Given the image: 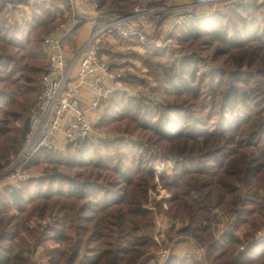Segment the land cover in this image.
<instances>
[{"label":"trees","instance_id":"trees-1","mask_svg":"<svg viewBox=\"0 0 264 264\" xmlns=\"http://www.w3.org/2000/svg\"><path fill=\"white\" fill-rule=\"evenodd\" d=\"M183 3L97 0V10L166 9ZM258 4L264 1L175 22L164 40L180 45L181 57L147 50L154 46L138 36L116 41L133 43L143 53L101 44L99 53L111 70H124L121 82L140 93L130 99L114 92L94 121L99 130L120 123L116 131L123 136L41 149L24 164L22 180L0 188V264H34L35 242L43 245L49 264H139L180 237L198 242L203 256H175L165 264H264V250L256 249L264 228V25L258 22L264 8ZM61 6L72 13L70 0L10 6L0 0V172L25 143L34 106L30 110L25 94L38 96L42 89L48 68L42 41L64 19L56 22ZM24 8L29 19L8 22V14ZM9 47L26 53L17 59ZM200 51L213 59L210 67ZM131 61L142 63L145 75L127 72ZM9 87L17 97L2 101ZM215 118L217 123L209 126L207 121ZM127 136L139 138V146ZM161 153L175 165L182 162L180 172L153 175L152 164ZM196 160L201 162L186 164ZM109 171L122 184L107 186ZM152 178L173 190L162 238L155 234L160 204L134 198V190ZM213 224L229 225L232 231L216 236ZM241 226L244 230L237 233Z\"/></svg>","mask_w":264,"mask_h":264},{"label":"built area","instance_id":"built-area-1","mask_svg":"<svg viewBox=\"0 0 264 264\" xmlns=\"http://www.w3.org/2000/svg\"><path fill=\"white\" fill-rule=\"evenodd\" d=\"M70 2L72 13H64V19L43 37L42 47L47 56L48 68L31 111L25 143L12 163L0 172V188L22 180L25 177L24 164L41 149L54 150L68 143L99 138L93 116L98 119L100 111L114 92L127 90L121 82L125 71L111 70L108 60L100 55L102 43L106 41L112 44L109 38L114 39V42H126L138 36L142 42L163 49L168 46L169 40L164 42L165 37H160L161 26L157 28L160 14L173 11L192 15L198 9L206 7L212 13L218 11V8L215 9L216 5L222 6L219 7V12L227 13L239 4L253 3L254 0H193L166 9L135 6L132 10L109 12L108 15L97 10V0ZM102 18L106 21L100 25L99 20ZM182 18L179 17V20ZM83 23L88 25L87 34L81 36L74 47L68 46L65 39L82 24L81 30ZM180 51L181 46H176L175 52ZM163 199L165 204L171 199V194L166 190H163ZM160 217L163 218L159 215L155 219L157 236L162 235L163 229L159 227ZM156 240L159 241L158 237ZM178 241L180 242L177 243ZM178 241L171 242L168 247L161 246L156 252L147 255L153 257L148 264H164L175 256H203L202 246L194 239L185 237Z\"/></svg>","mask_w":264,"mask_h":264},{"label":"rangeland","instance_id":"rangeland-1","mask_svg":"<svg viewBox=\"0 0 264 264\" xmlns=\"http://www.w3.org/2000/svg\"><path fill=\"white\" fill-rule=\"evenodd\" d=\"M80 1L82 2L83 0H80ZM163 1H164L165 5H167V4H177V3L182 2L181 0H177V1H174V2H169L170 0H163ZM192 1L193 0H186L185 2H192ZM39 2H42V1H38V3ZM258 6H261L262 8H264V4H258ZM61 8L62 9L56 15V17H57L56 22H58L59 21L58 19L61 18L64 15V13H66V10H65L64 6H61ZM209 10H211V9L207 8V7L206 8H200V9L197 10V13L199 15H201V14L209 15V14L214 13V12L209 13L208 12ZM217 10L219 11V9H217ZM260 10L263 11V13H264V9H260ZM218 11H215V12H218ZM14 12H11L10 14L7 15L8 22H9V19H11V22H9V23H17L16 21L22 22L23 20L29 19V17H30V13H29L28 8H24V9L17 10V11H14ZM258 22H260L262 25H264V17L259 19ZM101 24L102 23H100V25ZM83 25H84V23H83ZM81 26H82V24H81ZM83 28L87 29V27H85V26H83ZM160 29H161L160 37L164 38L170 28L165 32V31H162V25H161ZM85 32H86V30L81 29V30L78 31V33H76V35L71 34V38L73 39V41H76L75 43H77L79 36H85ZM172 32L173 31H171V34H178L177 32H173V33ZM18 40L20 41V39H18ZM109 40L111 42H114V39H110L109 38ZM163 41L166 42V39L165 40L163 39ZM167 44H168V46L166 48H163V49L157 48V47H155L156 49H154V47H147V50H155L157 52H161V53H164V54H171L174 57H181V52H175L176 46H178V45H176L171 40L167 41ZM68 46H70V45H68ZM9 48L11 50H13L14 52H17V56H16L17 59H19L21 56H23L26 53L24 50L16 49V48H13V47H9ZM114 48H115L116 51H120V52H126V51H128V49H132L131 51L136 50V51H139L141 53L144 52L143 50H140L138 46H134L133 43H130V44L126 45L125 47L120 48V50L117 49L116 47H114ZM179 50H180V47H179ZM131 51H129V52H131ZM199 55L201 56L202 60L205 61L207 68L210 67L213 64V59H211L209 57H206L205 54L202 53L201 51H200ZM131 62L133 63V65L132 64L129 65L130 69H127V72L128 71H137L140 74L145 75L146 70H145L144 66L142 65V63H140L139 61H131ZM31 64H35V62L31 61ZM207 68H206V70H207ZM208 72L209 71H207V73ZM42 74H40L39 80H41ZM210 74H212V72ZM151 82H153V81L151 80ZM31 86H35V85L33 84ZM123 86H125L127 90L125 92H119V91L118 92L125 94L127 98L131 99V98H135V97H139L140 96L139 91L135 90L136 89L135 87H133V86L130 87V86L125 85V84H123ZM142 93L145 94V92H141V94ZM5 94L6 95L4 97H2V99H1L2 101H5V100H9L10 101V100H13V98L17 97V95L14 94V88L13 87L7 88L6 91H5ZM36 96H37V93H35V94H25L26 102H28V101L30 102V100H31V104L29 106L30 110L32 109L31 107L34 104ZM13 109L14 110H21L22 108H17V106H16V107H13ZM190 110H195V109L194 108H190ZM169 114H171V113H169ZM100 115H99L97 120H99V118L101 117ZM97 120L95 119V116H93V121L96 122ZM216 123H217V118L212 119L210 121H207V124H209V126H214ZM118 125H120V123H117L116 125H113L112 127L104 129V130L103 129L99 130L98 128L95 127L96 130H98V131H96L97 137H99L97 139H101L102 140L104 137L111 136L112 134H114L116 136H123L122 132L116 131L118 129L117 128ZM127 137L129 138L128 140L133 145L139 146V144H140L139 138H137V137L130 138L129 136H127ZM62 148H64V147L59 148V150L62 149ZM159 155L161 157L160 160H158L157 162L152 164V166H153V175H155L156 173H158L159 175H163L164 173H170V174H172L174 176L175 174L180 172V170L182 168V164H183L182 162L180 163L181 165L178 166V164L175 165L170 160H168V158H170V156L164 157V153H161ZM14 158H15V156H13L11 158V161ZM199 162H201V161L200 160L188 161V162H186V164L188 166H192V165L198 164ZM203 162L208 164L210 161L206 160V161H203ZM36 176H38V174ZM134 180L136 182V175H134ZM105 184L107 186H109V185H118V184H122V180L113 171H109L107 173V180L105 181ZM145 190H147V195H145ZM163 190H166L167 192H169L171 194V198H172V194H173L172 191L173 190L170 189L169 187H165V185L163 184V182L161 180L157 181V180L154 179V181H153V178H152V182L150 184H148L147 186H145V187H143V188H141L139 190H134V194H135L134 198L144 197V198L147 199L146 203H150L152 205H156V204L159 203L160 204L159 205L160 206V211H162V212H159V213L162 215V217H164V218L167 217L168 219H171V213L167 209V207L169 208V203L171 201H168L167 204H165V202L163 201L164 200L163 199ZM144 206H146V205H144ZM154 208L156 210V207H154ZM164 212L166 213V217L164 216L165 215ZM155 216L157 217L159 215L156 214ZM164 218H161V217L159 218V227L160 228H164L166 226V219L167 218L166 219H164ZM44 222L45 221H42V223H44ZM34 223L35 222H31L30 224L33 225ZM213 230H214V233L216 234V236H220L223 233V231H228V232L232 231V229L230 228L229 225L228 226H223L222 224H213ZM243 230L244 229L241 226L237 230V233H242ZM155 234H156V232H155ZM255 239H256V236H255ZM179 242L180 241H178L177 243H179ZM33 245H35L36 247L39 248L37 253L32 258L33 263L34 264H49V256L46 254L43 245L41 243H38V242L33 243ZM178 245H180V244H178ZM240 249H243V246H241ZM256 249L258 251H263L264 250V230L261 233H259V235H258V241H257ZM152 259H153L152 256H146V257H144L143 259H141L138 262H139V264H148V263H150V261ZM182 260H184V259H182Z\"/></svg>","mask_w":264,"mask_h":264},{"label":"crops","instance_id":"crops-1","mask_svg":"<svg viewBox=\"0 0 264 264\" xmlns=\"http://www.w3.org/2000/svg\"><path fill=\"white\" fill-rule=\"evenodd\" d=\"M177 1V0H176ZM182 2H184V1H186V0H181ZM261 1H263V0H261ZM181 2V3H182ZM219 7H221L222 8V6H220V5H216V7H215V9H219ZM164 14H162V15H160L161 17L163 16ZM160 17V18H161ZM164 17V16H163ZM175 17V18H174ZM179 20V16H178V14H174L173 16H169V17H167V18H165V20L163 21V23H162V31H167L175 22H177ZM85 27H87V29H88V25H84ZM82 29H84V30H86V32H85V35L87 34V29L86 28H83L82 27ZM80 37L81 36H79V38H78V40L80 39ZM71 42H73V39L71 38V35L70 36H68L66 39H65V43L66 44H68V45H70V43ZM130 44V43H129ZM112 45H114L117 49H119L120 50V48H122V47H125L126 46V43H123V42H119V41H117V42H112ZM164 218V217H163ZM165 219V218H164ZM161 238H162V235H161ZM181 239H183V237H180V238H178L177 240H175V241H178V240H181Z\"/></svg>","mask_w":264,"mask_h":264},{"label":"water","instance_id":"water-1","mask_svg":"<svg viewBox=\"0 0 264 264\" xmlns=\"http://www.w3.org/2000/svg\"><path fill=\"white\" fill-rule=\"evenodd\" d=\"M4 2H6L7 4H14V3H21L23 2V0H2ZM72 2L74 3V0H72ZM103 14H106L108 15L109 12H103ZM164 17L162 16V18L158 21V24H157V28L159 29V27L162 25L163 21L165 20V18L169 17V16H173L174 14H178L179 17H184V16H189L191 15L190 13H187V12H180V13H175L173 11H166L163 13Z\"/></svg>","mask_w":264,"mask_h":264}]
</instances>
